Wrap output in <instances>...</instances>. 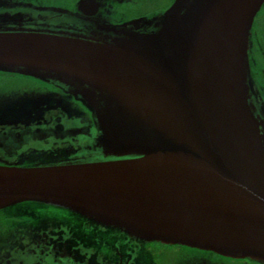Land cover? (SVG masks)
Here are the masks:
<instances>
[{
  "label": "water",
  "instance_id": "water-1",
  "mask_svg": "<svg viewBox=\"0 0 264 264\" xmlns=\"http://www.w3.org/2000/svg\"><path fill=\"white\" fill-rule=\"evenodd\" d=\"M263 2L175 0L152 32L109 43L0 31V71L74 88L102 153L126 157L0 165V210L42 203L131 238L264 263V134L247 85Z\"/></svg>",
  "mask_w": 264,
  "mask_h": 264
},
{
  "label": "flooded vegetation",
  "instance_id": "flooded-vegetation-1",
  "mask_svg": "<svg viewBox=\"0 0 264 264\" xmlns=\"http://www.w3.org/2000/svg\"><path fill=\"white\" fill-rule=\"evenodd\" d=\"M175 0H0V31L112 42L122 29L155 30ZM248 104L264 134V2L248 39ZM17 88L0 92V165L116 160L96 144L85 98L55 79L0 71ZM18 80V81H16ZM74 219L65 209L23 202L0 210V264H264L179 244L127 236Z\"/></svg>",
  "mask_w": 264,
  "mask_h": 264
},
{
  "label": "rangeland",
  "instance_id": "rangeland-1",
  "mask_svg": "<svg viewBox=\"0 0 264 264\" xmlns=\"http://www.w3.org/2000/svg\"><path fill=\"white\" fill-rule=\"evenodd\" d=\"M18 84H15L11 79L0 77V92L1 94L9 93L10 89L17 88Z\"/></svg>",
  "mask_w": 264,
  "mask_h": 264
},
{
  "label": "trees",
  "instance_id": "trees-1",
  "mask_svg": "<svg viewBox=\"0 0 264 264\" xmlns=\"http://www.w3.org/2000/svg\"><path fill=\"white\" fill-rule=\"evenodd\" d=\"M40 204H41V203H40ZM70 214L73 216L74 219H79V220H81V221H83V222H85V223L87 222L85 218H83V217H81V216H79V215H77V214H74V213H72V212H70Z\"/></svg>",
  "mask_w": 264,
  "mask_h": 264
}]
</instances>
